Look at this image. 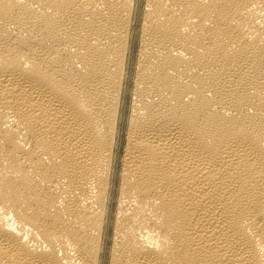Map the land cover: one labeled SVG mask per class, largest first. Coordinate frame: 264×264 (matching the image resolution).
<instances>
[{"label":"bare ground","instance_id":"bare-ground-1","mask_svg":"<svg viewBox=\"0 0 264 264\" xmlns=\"http://www.w3.org/2000/svg\"><path fill=\"white\" fill-rule=\"evenodd\" d=\"M0 264H264V0H0Z\"/></svg>","mask_w":264,"mask_h":264}]
</instances>
